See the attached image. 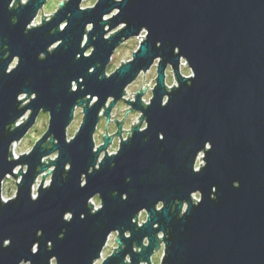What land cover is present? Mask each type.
<instances>
[{"label": "water", "instance_id": "obj_1", "mask_svg": "<svg viewBox=\"0 0 264 264\" xmlns=\"http://www.w3.org/2000/svg\"><path fill=\"white\" fill-rule=\"evenodd\" d=\"M46 1L0 0V186L20 177L11 198L0 187V264H154L162 243L160 264H264V0H62L34 24ZM143 30L109 74L117 45ZM156 61L150 101V82L126 98ZM122 98L124 117L132 108L140 120L123 139L114 115L121 140L110 153L113 135L97 146L94 133ZM40 111L47 130L15 157Z\"/></svg>", "mask_w": 264, "mask_h": 264}, {"label": "rangeland", "instance_id": "obj_2", "mask_svg": "<svg viewBox=\"0 0 264 264\" xmlns=\"http://www.w3.org/2000/svg\"><path fill=\"white\" fill-rule=\"evenodd\" d=\"M62 0H47L45 2V4L43 5V7L39 10L37 17H35V20L33 21L34 24L36 23H40L42 21V9H43V14L47 15V17L51 16V13H53L59 6L60 2ZM97 0H82L81 5L82 6H91L93 4L96 3ZM116 12V11H114ZM110 16V15H107ZM119 27H115L113 28L111 31H109L107 33V35L111 34L112 32L116 31ZM146 31L143 30L142 33L139 34V36H131L129 38H127L125 41H123L122 43H120L119 45H117V48L115 49L112 58L110 60V62L108 63L107 66V72L110 74L112 71L115 70V68L117 66H119L123 61L129 60L132 58V54H133V50L135 51L140 44V41L143 39V37L145 36ZM91 51V48H89L87 50V53H89ZM126 59V60H125ZM17 58L11 63V66H14L17 64ZM157 61L151 65V67L146 70V71H142L139 75H137L138 77L131 82L128 86H127V92L125 94L126 98H129L134 100L135 99V92H137L141 85L143 87H145L146 83H149V87H147L145 94L143 97V100L145 102H149L151 97H152V87H154L153 85H155L156 83V79L155 77L157 76V65H156ZM181 70L183 72V74L186 75H190L192 74V70L190 68V66L188 64H185L184 61L181 64ZM174 71H172V67L169 65L167 70H166V82L168 83L169 86H173V84H177V80L175 75L173 74ZM145 74V75H144ZM145 78H144V76ZM144 78V80H143ZM154 78V79H153ZM152 79V80H151ZM143 81V82H142ZM132 92V93H131ZM131 93V94H130ZM27 94H23L21 95V97H25ZM130 95H133L132 97ZM166 99V98H165ZM30 100V97L26 100L25 102H28ZM131 105L128 103V101L125 98H122L121 100H119L116 105L114 107H112V112H111V120L108 122V120L106 119V116L103 115L101 119H99V123L98 126L96 128V131L94 133V138H95V142L96 145H100L101 143H103V135L106 133V131L109 134H112L114 132L117 131V125H116V120L115 118V114L117 119L121 120L123 119V117L125 116V112H126V108L130 107ZM30 112V111H28ZM26 112V114L24 115L25 118H27L29 116V113ZM23 116V117H24ZM140 116V111L137 109H131L127 112L126 117H124L123 120V129H130L132 127V123L138 122L140 120V118H138ZM49 112H44V111H40L39 115L37 116L36 121L34 122V124L32 125V127L29 129V131L27 133H25V135L22 137V139L16 141L14 143V148H13V155L16 156H20L21 153L24 152H28L32 149L33 147V143L36 142L37 139H39L47 130L48 128V124H49ZM83 118V110H82V106H77L75 109V114L73 117V120H71L72 122H70L68 128H67V137L71 138L72 136L75 135L76 130L79 129V126L82 122ZM23 119H21L22 121ZM108 123V124H107ZM145 125V122H144ZM107 127V128H106ZM122 136L123 138L127 137V131H123L122 132ZM120 136H115V139H113V142L108 146V150L110 153H113L115 151H117L116 149H118L119 144H120ZM104 152V151H103ZM103 152L101 154V156L103 155ZM57 153L53 152L50 156L52 158H54L56 156ZM203 160L202 158L197 159V166L200 165V163H202ZM17 171L19 170L16 169ZM51 179V173H47L46 179H45V183H49ZM20 180V177H17V181ZM17 181L15 176L13 175H9L7 176L4 181L2 182L1 187V197H3L4 199H9L12 196H15L16 194V190H17ZM42 181V175H40L35 183V191L37 192V189L39 187V184ZM196 196L199 198L200 194L197 192ZM98 206L100 205V198L98 196L94 197L93 200ZM146 212L142 211L141 216H140V220H146ZM110 237L108 239V244L105 246L104 250H103V257H106L108 254H110L115 247L118 246L117 243V239L116 236L118 235L116 231H114L113 233H110ZM164 243H162L161 247L156 250L155 252H153L152 255V262L154 264H160L161 263V259L164 255ZM55 263V261H54ZM101 263V259H99L98 261H96L95 264H100Z\"/></svg>", "mask_w": 264, "mask_h": 264}, {"label": "flooded vegetation", "instance_id": "obj_3", "mask_svg": "<svg viewBox=\"0 0 264 264\" xmlns=\"http://www.w3.org/2000/svg\"><path fill=\"white\" fill-rule=\"evenodd\" d=\"M22 1L25 2L26 0H22ZM13 3H15V2L13 1ZM90 52H91V51H90ZM90 52H89V53H90ZM16 58H17V60H18V57L15 56L14 59H13V61H14ZM17 60H16V61H17ZM13 61H12V62H13ZM12 62H11V63H12ZM17 62H18V61H17ZM14 66H15V65H14ZM12 67H13V66H10V67H9V70H10ZM126 87H127V86H126ZM126 92H127V89H126ZM144 102H145V101H144ZM145 103H147V102H145ZM108 104H109V103H108ZM131 109H132V108H130V110H131ZM27 112H28V111H27ZM102 112H104V109H103ZM25 113H26V112H25ZM140 115H141V112H140ZM102 116H103V114H102ZM102 116H101V118H102ZM101 118H100V119H101ZM21 119L24 120L25 118H20V119L17 121V123L22 122L23 120L21 121ZM106 119H107V117H106ZM107 120H108V122H109V121L111 120V117H110V119H107ZM99 121H100V120H99ZM17 123H16V124H17ZM98 123H99V122H98ZM135 124H136V123H135ZM116 125H117V121H116ZM133 125H134V124H133ZM133 125H132V127H133ZM97 126H98V124H97ZM145 126H146V124H145L144 126H142V128H144ZM132 127H131L130 130L127 132V136L129 135V133H131ZM96 128H97V127H96ZM117 128H118V126H117ZM122 132H123V125H122ZM106 133H108V132H106ZM106 133H105V134H106ZM105 134H104V135H105ZM108 134H109V133H108ZM109 135H113V139H115V136H119V135H116V133H115V134H109ZM120 137H121V136H120ZM122 137H123V136H122ZM103 138H104V136H103ZM113 139H112V142H113ZM123 139H124V138H123ZM119 140H121V138H120ZM112 142H111V143H112ZM111 143H110V144H111ZM119 145H120V144H119ZM118 148H119V147H118ZM116 150H117V149H116ZM115 152H116V151H115ZM143 211L146 212L145 210H143ZM141 213H142V211H140V214H139V221H138V222H140V223H142V221H144V220H142V221L140 220ZM146 214H147V212H146ZM146 218H147V216H146ZM160 235H163V234L161 233ZM117 243H118V242H117ZM107 244H108V242H107ZM107 244H106V245H107ZM104 248H105V247H104ZM114 249H115V248H114ZM103 250H104V249H103ZM155 251H156V250H155Z\"/></svg>", "mask_w": 264, "mask_h": 264}, {"label": "built area", "instance_id": "obj_4", "mask_svg": "<svg viewBox=\"0 0 264 264\" xmlns=\"http://www.w3.org/2000/svg\"><path fill=\"white\" fill-rule=\"evenodd\" d=\"M16 142V141H15ZM14 142V143H15ZM14 143L12 144V145H14ZM13 146H12V151H13ZM14 154V153H13ZM202 154H200L199 156H201ZM15 157H18V156H16V155H14ZM198 156V157H199ZM18 169V168H17ZM37 194V192L35 191V185H33V196H35ZM194 197H195V199H197L198 197L196 196V193H194V195H193ZM94 200V198L92 199V201ZM93 204H95V209L97 208V207H99L94 201H93Z\"/></svg>", "mask_w": 264, "mask_h": 264}, {"label": "bare ground", "instance_id": "obj_5", "mask_svg": "<svg viewBox=\"0 0 264 264\" xmlns=\"http://www.w3.org/2000/svg\"><path fill=\"white\" fill-rule=\"evenodd\" d=\"M15 145H13V147H14Z\"/></svg>", "mask_w": 264, "mask_h": 264}]
</instances>
